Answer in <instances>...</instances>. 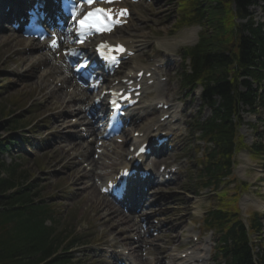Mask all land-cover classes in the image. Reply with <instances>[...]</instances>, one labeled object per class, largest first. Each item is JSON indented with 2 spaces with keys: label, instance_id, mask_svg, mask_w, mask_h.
<instances>
[{
  "label": "rangeland",
  "instance_id": "1",
  "mask_svg": "<svg viewBox=\"0 0 264 264\" xmlns=\"http://www.w3.org/2000/svg\"><path fill=\"white\" fill-rule=\"evenodd\" d=\"M178 3L179 0H144L135 3L132 9V23L125 27L120 34L121 37L132 34L142 41L140 51L126 64L127 69L140 65L150 66L153 57L160 59L158 61H164L168 58L172 62L171 69L169 68L165 73L167 75L166 82L163 83V87L158 89L161 95L156 88L148 89L149 96L160 95V99L163 101L174 104L173 110L175 113H182L183 115V120L179 123L183 124V130L180 134V148L166 159H161L162 163L178 164L181 168L178 177L179 182L173 187H169L166 194L160 196L157 205L158 209L165 212L164 216L167 217H163L165 223L168 221V226L172 227L168 233L164 231V237L171 242L173 241L172 233L177 235L179 240L191 239L194 235H199L200 238L206 236L208 239L210 234L203 235V230L199 226L201 225L199 218L204 210L215 204V200H212V202L207 200V194L202 197L194 194L197 191L194 182L197 183L198 166H200L199 158L206 149L204 142L200 139L199 131L195 128V121L198 117L200 121L205 120L211 115V111L208 108L202 109L199 88L193 93H189V89L181 85L182 60L180 54L185 47H190L198 41L200 26L191 25L173 30L172 25L175 23L176 18L180 16ZM186 4L187 1L184 5ZM250 10L253 12L255 20L264 22V5H257ZM192 29L194 32H192ZM4 36L0 40V92L2 96L0 108L7 107V111H14L13 115H18L22 119L17 131L6 130L0 132L1 135L10 140L17 139L16 147L14 145V148L5 152L6 160L9 163L19 164L20 170L24 172L25 176H29V178L34 176L36 183L45 191L44 195L54 196L52 198L56 199L60 211L65 215L73 210L72 205L80 206L75 211L77 218L71 223L72 226L77 228L76 233L83 241H86V244L74 248L70 255H72L74 261H79V264H106L103 260L104 251L99 249L109 250L111 248L112 242L109 234L115 235L114 233L118 232V227H114L118 221L115 223H112V221L105 222L106 210H104V207H101L103 210H98L100 205L106 204L104 198L93 187L85 188L84 186L91 185L92 181H86L85 184H82L83 181L81 180L79 184L76 180L82 174L79 173V170L84 173H87V171L81 167L82 164L75 157L74 151L67 150V147L71 143H79L76 150L81 151L83 141L75 139L70 140L68 143H62L56 135L58 130H48L56 127L48 128L47 126L56 125L58 119L56 121L52 116L62 112V109H56L59 105L56 108L46 107L45 101L50 90L45 89L40 92L38 85L33 83L34 80L39 82L44 79V73L40 72V69H35L37 65L32 66L31 62L29 66V58L34 59L36 56L30 54L27 60L26 55L28 53L23 54L19 48L17 49L14 46L4 47L6 38V41L15 38L8 34ZM44 81L49 87V81L45 79ZM63 96H65L64 93L54 98V102L60 99L61 102L59 103L63 104ZM28 101L33 102V108L27 107ZM47 115H50L48 117L51 119ZM159 117L160 114L149 113L148 118L144 119L139 125L145 127L152 125L159 120ZM243 119L244 123L240 128V132L247 144L251 145L261 137H263L261 139L264 142V108H261L257 113L245 110ZM171 127H173V124ZM59 130L62 131L61 128ZM63 133L73 134L70 130ZM14 134L15 137H12L11 135ZM54 143H59L60 147H56ZM183 144H186V146L183 147ZM41 145H45V148H40ZM119 146L123 153L116 151L111 157L107 158L108 165L112 166L111 168L105 166L106 169L103 172L112 169L114 164H118L123 160L126 148L123 145ZM249 155L248 149L237 155L238 166L235 169V178L250 185L247 192L242 196L240 205L245 217L247 214L257 211L263 216L262 222L264 224V163L253 160ZM158 164L156 165L158 166ZM42 166H45V168ZM203 193H208V191ZM112 206L114 207V205ZM150 209H156L157 211L156 205ZM97 210L100 214H104V218L99 217ZM64 216L60 227L65 225ZM127 220L126 228H131L134 217ZM80 221L82 224H80ZM158 252H161V250ZM145 264H153V262L146 261Z\"/></svg>",
  "mask_w": 264,
  "mask_h": 264
},
{
  "label": "trees",
  "instance_id": "2",
  "mask_svg": "<svg viewBox=\"0 0 264 264\" xmlns=\"http://www.w3.org/2000/svg\"><path fill=\"white\" fill-rule=\"evenodd\" d=\"M254 1L187 0L181 16L182 25L202 23L212 28L210 34L201 33L199 42L186 49L190 72H186L184 79L192 87L203 86L204 104L213 112L199 127L202 139L213 145L202 159L203 187L216 189L232 173L236 154L248 148L239 131L242 105L253 111L258 105H264V91L259 92L264 85V32L252 22H237L238 18L248 15L247 7ZM4 142L0 141V153L6 148ZM249 148L254 156H264L263 143ZM12 172L11 167L0 161V264L69 263L65 252L49 260L62 250L63 231L44 225L51 209L32 204L31 187L9 193L17 187L15 176L10 175ZM244 186L239 184L237 190ZM239 196L240 192L233 196L218 193V204L209 212L205 223L219 234L218 249L227 264H256L249 232L238 207ZM251 218L250 232H260L262 224L256 214ZM71 240L68 246L79 241L76 237ZM259 263L264 264V253Z\"/></svg>",
  "mask_w": 264,
  "mask_h": 264
},
{
  "label": "snow or ice",
  "instance_id": "3",
  "mask_svg": "<svg viewBox=\"0 0 264 264\" xmlns=\"http://www.w3.org/2000/svg\"><path fill=\"white\" fill-rule=\"evenodd\" d=\"M84 3L87 5H92L94 0H83ZM101 2L111 3L112 0H101ZM113 10L106 9L102 7H97L93 11H89L84 15L83 19L78 21V24L82 29H87L88 31H92L95 29L96 32H104V31H111V26L119 24L120 21L116 20L114 16H112ZM77 15L75 8L73 9V18ZM120 15H126V10H121ZM84 33L81 32L79 35H83ZM56 42H53V46H55ZM143 151V149H141ZM126 175H130L126 173ZM131 192H126V195H130Z\"/></svg>",
  "mask_w": 264,
  "mask_h": 264
},
{
  "label": "bare ground",
  "instance_id": "4",
  "mask_svg": "<svg viewBox=\"0 0 264 264\" xmlns=\"http://www.w3.org/2000/svg\"><path fill=\"white\" fill-rule=\"evenodd\" d=\"M193 30V29H192ZM192 32H194V30L192 31ZM130 40H133V44H135L136 46H141V43H142V41H140V40H137V39H134V38H132V37H129L128 39H126V41H127V43L128 42H130ZM15 43L14 44H18V39L16 38V40L14 41ZM133 48H135V47H133ZM87 51H89V49L87 50ZM32 56L34 55V54H31ZM31 56V57H32ZM30 59V58H29ZM57 69L58 68H54V69H52L51 70V72L49 73L50 75L49 76H52V75H54L55 73V71H57ZM140 69H142V67H140L139 69H137L136 71H138V70H140ZM151 69L149 68L147 71H150ZM130 73H132V69L131 70H129L127 73H126V75L125 76H127L128 74H130ZM136 73V72H135ZM152 78H153V76H152ZM72 80V78L70 77V73H68L67 74V76L64 78V80H62V83L63 84H67V83H69L70 81ZM58 82H60V80H58ZM64 85V86H65ZM163 84H161V83H159L158 82V80H156V83L154 84V86L155 87H157V88H159V87H161ZM72 86V85H71ZM100 93V92H99ZM100 95V94H99ZM89 96H90V93H87V91H86V89H83V88H80L78 85H76V87H75V89L73 90V92L70 94V99L71 100H75V99H78V100H82L83 101V104L85 105L84 107H86L87 106V110H90V108L94 105L93 104V102H91V100H90V98H89ZM155 97H157L156 99L155 98H148L149 99V101H147V102H149V106L152 104L153 105V102H155L156 101V103H158V102H161L162 100H160L159 98H158V96H155ZM55 102H57V103H59V102H61V100L60 99H57ZM147 102H145V103H147ZM64 103V102H63ZM138 103H140V101L138 102ZM67 105H68V103H67ZM138 105V104H137ZM147 107V105L145 104V105H142L141 106V109H144V108H146ZM136 113V108H134L133 110H132V114H135ZM166 113V112H165ZM139 114V113H138ZM175 117H178L177 115H175ZM144 139V138H143ZM131 140L133 141H137V140H139V138H134V137H132L131 138ZM145 140V139H144ZM173 142V141H172ZM97 147H99V148H101V146H97ZM66 153V152H65ZM70 153V152H69ZM133 161H124L123 163V165L122 166H120V167H127V166H131V163H132ZM137 203H135L134 205H136ZM110 205L109 204H106V206L104 207V210H107L108 209V207H109ZM103 210V209H102ZM115 212H117L116 210H115ZM103 215V217H104V214H102ZM106 216L108 217V213L106 214Z\"/></svg>",
  "mask_w": 264,
  "mask_h": 264
}]
</instances>
